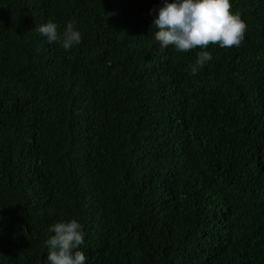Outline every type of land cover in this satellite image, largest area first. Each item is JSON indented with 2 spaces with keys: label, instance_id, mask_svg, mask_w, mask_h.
I'll return each instance as SVG.
<instances>
[{
  "label": "trees",
  "instance_id": "1",
  "mask_svg": "<svg viewBox=\"0 0 264 264\" xmlns=\"http://www.w3.org/2000/svg\"><path fill=\"white\" fill-rule=\"evenodd\" d=\"M162 2L0 0V264H47L72 219L87 264H264V0H230L241 46L184 53Z\"/></svg>",
  "mask_w": 264,
  "mask_h": 264
},
{
  "label": "clouds",
  "instance_id": "2",
  "mask_svg": "<svg viewBox=\"0 0 264 264\" xmlns=\"http://www.w3.org/2000/svg\"><path fill=\"white\" fill-rule=\"evenodd\" d=\"M231 7L230 0H173L171 3L163 0L153 21V27L157 29L155 40L160 48L171 45L180 53L197 47L207 49L210 45L239 47L245 40L247 24L239 12H230ZM156 11L153 9L150 14ZM35 30L46 37L49 44L59 42L65 50L82 41V33L74 21L66 25L62 35L58 25L51 21ZM211 59L209 51H199L195 63L188 65L190 74H197ZM48 231L54 235L46 241L47 264H87L88 258L81 250L85 242L81 223L76 219L60 221L51 225Z\"/></svg>",
  "mask_w": 264,
  "mask_h": 264
}]
</instances>
